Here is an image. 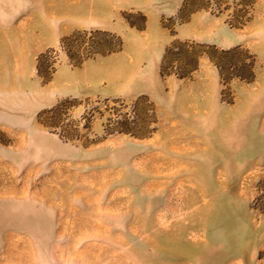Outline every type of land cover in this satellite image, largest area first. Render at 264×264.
<instances>
[{
    "label": "rangeland",
    "instance_id": "1",
    "mask_svg": "<svg viewBox=\"0 0 264 264\" xmlns=\"http://www.w3.org/2000/svg\"><path fill=\"white\" fill-rule=\"evenodd\" d=\"M0 264H264V0H0Z\"/></svg>",
    "mask_w": 264,
    "mask_h": 264
},
{
    "label": "crops",
    "instance_id": "2",
    "mask_svg": "<svg viewBox=\"0 0 264 264\" xmlns=\"http://www.w3.org/2000/svg\"><path fill=\"white\" fill-rule=\"evenodd\" d=\"M98 19L95 21L96 25L95 27L97 28H103V29H108L106 23L108 22V19L106 16H104L103 11L98 9ZM197 15H191V17L189 18V20L187 22H185V24H183L182 26H180L179 28L176 29V32L174 34V38L178 39V40H193L195 39V35L193 31L195 29V25L197 22ZM147 31H149L150 33L157 31V19L152 17L151 19H149L148 21V26H147ZM113 32H117V31H113ZM119 33V32H117ZM172 40V37L169 35H165L164 36V40L162 42V46L161 48L158 47L155 51H152L151 54L149 55V59H148V66H149V70L151 72V75L153 77H158L159 76V67H160V63H161V59L163 57V50L162 48L169 44ZM106 59L102 58L100 59L99 62L105 61ZM87 66H89L91 68L90 71V78L92 79V84L94 86H97L99 84V78L97 76V69H96V64L94 62H91L89 64H87Z\"/></svg>",
    "mask_w": 264,
    "mask_h": 264
}]
</instances>
